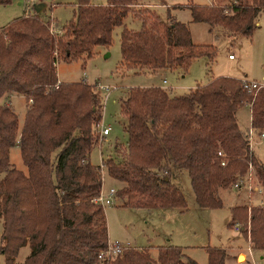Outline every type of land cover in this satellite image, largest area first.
Wrapping results in <instances>:
<instances>
[{"label":"trees","instance_id":"16d2710c","mask_svg":"<svg viewBox=\"0 0 264 264\" xmlns=\"http://www.w3.org/2000/svg\"><path fill=\"white\" fill-rule=\"evenodd\" d=\"M12 1L0 0V6ZM141 1L107 0L100 7L79 0L74 19L59 33H52V23L36 13L0 29V257L4 264H17L16 257L26 246L31 254L24 264H198L184 261L183 250L175 246L159 248L157 261L148 251L132 247L113 261L99 260L110 239L105 207L96 203L104 188L101 166L91 163V154L100 144L104 104L86 82H61L57 88L60 62L92 59L96 47L109 48L120 27L124 67L136 74L178 67L187 71L194 60L215 59L217 47L194 44L188 25L171 14L164 32L158 18L151 26L148 17L143 23L137 19L141 29L128 28V16L138 18L136 9L145 6ZM187 8L193 22L209 25L212 32L222 28L235 38L250 37L264 0ZM14 96L28 102L22 129L13 107L1 103ZM120 101L129 139L125 146L117 144L103 165L118 183L116 200L125 208L187 211L185 195L172 182L173 168L187 171L201 209L222 208L218 191L245 180L250 164L264 189V162L254 153L250 162L248 133L241 130L237 118L240 110L250 107L255 136L264 133V89L222 77L186 96H172L160 87L133 88ZM15 147L27 173L11 166L10 151ZM237 225L255 249L264 250L263 205L234 207L229 227ZM207 253L209 264H225V251L208 248Z\"/></svg>","mask_w":264,"mask_h":264},{"label":"rangeland","instance_id":"374dc122","mask_svg":"<svg viewBox=\"0 0 264 264\" xmlns=\"http://www.w3.org/2000/svg\"><path fill=\"white\" fill-rule=\"evenodd\" d=\"M91 2L94 6L102 7L107 0H91ZM141 3L145 6L136 9L135 15L138 18L130 14L126 19L128 28L140 30L139 21L143 23L145 17H148V26H151L157 18L161 20L160 29L163 31L167 28L170 21L168 15L171 14L173 19L188 25L194 44L214 45L217 47V55L212 61L206 58L194 60L187 71L178 67L156 73L136 74L124 67L120 43L123 27H120L114 31L109 48L96 47L92 59L72 63L60 62L57 66L59 81L86 82L94 86L95 92L103 100V121L100 129L110 127L112 131L107 140H101V136L99 137L100 144H97L91 154V163L94 166H101L103 159L114 151L117 144L125 146L128 142L129 137L124 131L125 120L120 114V100L129 89L163 87L172 96L181 97L186 96L199 85H207L222 77L264 84V10L258 18L256 30L250 37L235 38L222 28L212 32L209 25L193 22L191 11L187 8L190 4L217 6L228 3V0H142ZM42 4L46 7L40 11L39 6ZM78 5L79 0H37L33 3L27 0H13L10 5L0 6V28L16 19L36 13L45 21H50L52 30L58 33L74 19ZM145 10L149 12L144 13ZM230 56L234 59L231 60ZM96 83L115 90L107 96L96 90ZM1 103L13 107L19 116L20 129H22L28 108L26 98L6 97ZM251 117L250 107L238 112V123L244 133H248L251 128ZM253 153L264 162V143H260L257 137L256 142L253 143ZM250 161L252 162L253 159L250 158ZM10 163L13 168L27 173L18 147L10 151ZM249 172L252 174V182L248 181L250 174L242 181H245L247 186L251 184L254 188L253 192L247 187L238 191L235 186L227 190H219L218 196L223 200V207L212 210L197 206L187 171L173 168L172 182L185 195L188 210L182 212L178 209H128L117 199L114 206L105 207L110 242L129 243L132 248L146 250L155 261L158 260L159 248L169 246L171 242V246L183 250L184 261L191 259L198 264H209L207 249L212 248L226 252L225 264H264V250L255 249L251 239L246 238L241 233V229L229 227L231 210L234 207L264 206V189L258 182L254 165L252 170L249 166ZM102 175L105 192H109L112 187H119L117 182L109 178L105 170ZM259 189L262 193L257 191ZM2 234L3 225L0 223V246ZM30 254L28 246L21 248L16 263L24 264ZM241 254L247 256V259L245 260L243 256L242 260L237 262L238 255ZM0 264H4L3 257H0Z\"/></svg>","mask_w":264,"mask_h":264},{"label":"built area","instance_id":"2783aa9c","mask_svg":"<svg viewBox=\"0 0 264 264\" xmlns=\"http://www.w3.org/2000/svg\"><path fill=\"white\" fill-rule=\"evenodd\" d=\"M31 3L37 1V0H27ZM52 27V26H51ZM52 33H54V31L51 28ZM59 33V32H58ZM230 59H234L233 56H230ZM245 84H248L250 86H252V88L255 89H264V84H260L257 82H247V81H243ZM59 82L57 84V88L58 86H60ZM166 83V81H165ZM96 90L99 91L100 93H104L107 96H109L111 94L112 91L115 90V88H111L109 86H103L100 83H96ZM111 134V128L110 127H102L101 128V132H100V136H101V140L102 139H108V137ZM257 139H259L260 143L264 142V133L261 134V136L257 137ZM248 154L250 155V158H252L253 156V143L254 141L256 142V136L254 133V130L252 129V127L250 128L249 132H248ZM221 155V154H220ZM251 162V161H250ZM252 163V162H251ZM224 165V164H223ZM253 166L252 164H250V170H252ZM104 170V165L102 162L101 165V171L103 173ZM252 182V174L250 173V176L248 178V181ZM244 187L249 188L250 191H253L254 188L252 187V185L250 184L249 186H247L245 184V181H240L235 185V189L240 191L242 190ZM256 191V190H255ZM259 191V193H262V191L259 189L257 190ZM116 195H117V190L115 188H111L109 190V192H105V190L103 189L101 195L97 198L96 203L102 205L103 207H108V206H114L115 202H116ZM237 230L240 229V226L237 225L235 226ZM130 247L128 244H120V243H109V245L107 246L106 250L103 251L100 255H99V260L100 261H113L115 260L118 256H120L121 254H123L124 250L126 248Z\"/></svg>","mask_w":264,"mask_h":264},{"label":"crops","instance_id":"0c3cea01","mask_svg":"<svg viewBox=\"0 0 264 264\" xmlns=\"http://www.w3.org/2000/svg\"><path fill=\"white\" fill-rule=\"evenodd\" d=\"M6 27V26H5ZM2 28H4V27H1L0 29H2ZM231 60H233V59H231ZM61 82V81H60ZM166 84V83H165ZM160 88H162V89H165V88H163V87H160ZM166 90V89H165ZM17 96H14V97H12V98H16ZM11 98V99H12ZM18 98H23V97H20V96H18ZM112 131V130H111ZM111 135V134H110ZM110 137V136H109ZM112 188H116V187H112ZM159 210H169V209H159ZM171 210V209H170ZM169 242H170V240H169ZM130 247H131V245L129 244V243H127ZM170 244H171V242H170ZM169 244V246H171ZM165 247H168L167 245L165 246ZM241 256H244V259L246 260L247 259V256H245V255H243V254H241V255H238V258H237V262H239L240 261V257Z\"/></svg>","mask_w":264,"mask_h":264},{"label":"water","instance_id":"95a60500","mask_svg":"<svg viewBox=\"0 0 264 264\" xmlns=\"http://www.w3.org/2000/svg\"><path fill=\"white\" fill-rule=\"evenodd\" d=\"M39 7H40L39 10L41 11V10H44L46 6H45V4H42V5L39 6ZM242 258H243V256L240 257V260H242Z\"/></svg>","mask_w":264,"mask_h":264}]
</instances>
